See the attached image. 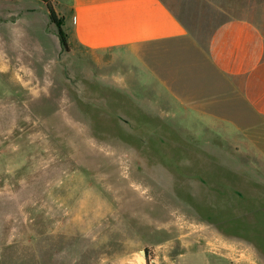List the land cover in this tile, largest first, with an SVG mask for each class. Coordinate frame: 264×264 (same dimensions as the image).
I'll return each mask as SVG.
<instances>
[{
    "label": "rangeland",
    "instance_id": "374dc122",
    "mask_svg": "<svg viewBox=\"0 0 264 264\" xmlns=\"http://www.w3.org/2000/svg\"><path fill=\"white\" fill-rule=\"evenodd\" d=\"M9 4L0 2V264H175L209 241L240 247L236 264H264V175L251 171L264 168V127L238 136L174 106L103 103L85 78L99 63L59 54L47 15L8 30Z\"/></svg>",
    "mask_w": 264,
    "mask_h": 264
},
{
    "label": "crops",
    "instance_id": "0c3cea01",
    "mask_svg": "<svg viewBox=\"0 0 264 264\" xmlns=\"http://www.w3.org/2000/svg\"><path fill=\"white\" fill-rule=\"evenodd\" d=\"M53 1L68 43L59 54L77 58L85 52L99 63L100 71L86 64L85 78L101 87L103 103H132L151 112L174 106L194 113L200 126L228 128L238 136L264 127V0ZM0 2L10 3L8 30L17 21L33 30L39 13L50 23L42 1ZM12 46L6 40L5 51ZM251 171L264 175V168ZM209 243L181 253L175 264L245 259L240 247L231 252Z\"/></svg>",
    "mask_w": 264,
    "mask_h": 264
},
{
    "label": "trees",
    "instance_id": "16d2710c",
    "mask_svg": "<svg viewBox=\"0 0 264 264\" xmlns=\"http://www.w3.org/2000/svg\"><path fill=\"white\" fill-rule=\"evenodd\" d=\"M40 1L46 4L49 11L50 23L57 26L62 45L65 49H68L66 35L64 34L62 29L64 18L60 17L56 12L55 2L53 0H40Z\"/></svg>",
    "mask_w": 264,
    "mask_h": 264
}]
</instances>
